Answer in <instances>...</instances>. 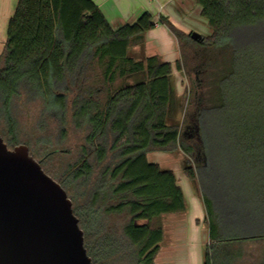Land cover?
<instances>
[{
  "label": "trees",
  "instance_id": "obj_1",
  "mask_svg": "<svg viewBox=\"0 0 264 264\" xmlns=\"http://www.w3.org/2000/svg\"><path fill=\"white\" fill-rule=\"evenodd\" d=\"M196 2L209 35L195 40L192 32L161 20L185 56L190 52L189 58L201 59L188 72H206L209 79L220 60L224 72L214 83L220 95L215 104L230 105L222 125L243 129L237 143L251 149L261 135L256 129L264 128V0ZM155 27L149 11L114 27L93 0H19L0 55V122L6 126L0 134L10 148L21 144L16 113L32 106L40 113L41 129L57 119L62 139L69 125L83 132L76 160L58 175L45 162L57 149L47 148L40 159L30 152L72 199L94 264H155L166 232L161 218L187 212L176 173L149 161L148 153H182L185 174L195 183L211 160L207 111L213 81L208 80L205 97L193 89L196 108L184 125L169 124L177 111L172 62L159 55L136 59L130 53ZM184 55L176 61L178 70L184 68ZM225 80L235 109L221 90ZM47 137L41 141L52 144ZM245 164L250 173L264 177V159ZM256 184L258 196L243 212L239 229L219 219L204 192L209 242L203 264H235L247 243H264V182ZM253 264H264V247Z\"/></svg>",
  "mask_w": 264,
  "mask_h": 264
},
{
  "label": "rangeland",
  "instance_id": "obj_2",
  "mask_svg": "<svg viewBox=\"0 0 264 264\" xmlns=\"http://www.w3.org/2000/svg\"><path fill=\"white\" fill-rule=\"evenodd\" d=\"M197 27H199L200 32L204 35H209L211 33L208 22L205 25H197ZM130 53L133 56V52L130 51ZM183 55L184 53L180 46L178 59H182ZM189 57L190 52L184 57L183 63L185 64L183 65L184 68L181 70H178L175 61L172 63L174 66V85L177 91V111H175L173 117L169 118L168 123L184 125L186 115L193 113L196 108L195 103L192 102L193 89H195L198 94L205 97L208 89L207 82L209 79L210 81L212 80L213 83L211 82L209 87L210 109L207 111L209 121V151L211 154L210 163L203 171L201 181L195 183L184 174V155L182 153L179 154L166 151L150 152L148 153V159L151 162L161 164L164 168L175 170L174 172L180 178L178 181L180 186L183 191L185 190L188 192L187 195L184 191L189 208L191 205H194V198L192 197H195V199L202 204L203 213L206 215L207 210L203 199L205 192L207 197L211 200V210L214 212L216 211L215 214L220 217L219 219L223 221L227 227L239 229V227L243 225V212L245 213V211L252 209L251 207L254 206V200L258 196L256 190L254 191L257 185L256 183L258 181L264 182V177L253 175L252 172L250 173L248 164H245L246 161L249 162L251 159H264V128L256 129V132L261 133V135L259 137L256 136L255 142L249 145L252 146L251 149L242 147V144L239 145L237 143L238 138L245 134L243 133V129H229L222 125V123L226 121L225 118L230 114L228 110V106L230 105L219 108L217 107L218 105L215 104L216 101L220 100V95L216 92L214 83H216L217 79L220 80L223 74L220 73L218 77L217 74L219 72H224V67L221 66L220 60L216 61V66H213L208 72V79L206 72L198 73L196 70L187 71V68H191L196 61L201 60L200 58L191 59ZM219 57L218 55V58ZM135 58L139 59L137 56H135ZM135 80H137V77L131 78L130 82H134ZM227 82L229 81H221V90L226 99L233 101L235 109V107H237L234 102L236 99L234 95H231L234 93L230 90ZM35 108L36 107L32 106L28 109H23L22 113H16L21 133V144L28 145L31 151L35 152L36 158L39 159L44 155L47 148L57 149L58 152L45 162L47 168L53 174L58 175L62 168L68 163H72L76 160L78 155L77 147L82 142L83 132L69 125L68 137L62 139L60 135L61 129L57 119H50L46 129L43 130L38 120L40 113H36ZM5 127V124L0 122V128L3 131ZM47 136L51 138L52 144L50 145H46L41 141L44 137L48 138ZM253 145L256 146V148H253ZM247 149L248 151L246 152ZM260 178H262V180H260ZM197 189H199L200 193ZM204 218L205 217L199 222V228L195 229L192 228L193 225H196V223H194V215L191 217L184 216L181 221L178 219L180 224L185 223V226H182L179 231L181 233L184 232L185 235H180L179 240H177V259L180 258L184 260L190 256L188 260L185 259L186 262L189 261L191 264H203L204 251L209 242V227ZM169 221H171L170 215L161 218L163 225L169 224ZM263 247V242L253 241L247 243L244 257L239 259L235 264H253L261 254ZM183 249H189V255L186 254V256H181L182 253L180 252ZM186 262L183 261V264Z\"/></svg>",
  "mask_w": 264,
  "mask_h": 264
},
{
  "label": "water",
  "instance_id": "obj_3",
  "mask_svg": "<svg viewBox=\"0 0 264 264\" xmlns=\"http://www.w3.org/2000/svg\"><path fill=\"white\" fill-rule=\"evenodd\" d=\"M0 264H94L66 189L28 145L10 148L1 134Z\"/></svg>",
  "mask_w": 264,
  "mask_h": 264
},
{
  "label": "crops",
  "instance_id": "obj_4",
  "mask_svg": "<svg viewBox=\"0 0 264 264\" xmlns=\"http://www.w3.org/2000/svg\"><path fill=\"white\" fill-rule=\"evenodd\" d=\"M18 1L19 0H0V55L4 49L7 39L9 21L15 13ZM93 1L99 5L107 20L114 27L124 23L135 22L146 11H149L154 16L156 27L155 29L149 30L146 33V41L144 45L135 46L131 49V52H133V57L137 56L139 59H143L151 55H159L164 60L170 61L172 63L178 60V54L180 53V42L161 19L169 20L172 24L185 33H191L193 31L201 33L197 25H205L207 23V20H205V18H203L201 15L202 8L196 2V0ZM177 178L179 181L180 178L178 176ZM197 191L199 192V189H197ZM186 193L188 195L187 191H185V194ZM192 198H194V205H191L190 208L188 205V209L185 214L170 215L171 221H169V224L167 223V225H164L166 231L165 237L161 244V249L157 254L156 264H183V261L186 262V260L190 258L189 256L188 258H185L186 260H183L180 258L177 259L176 256L177 240H179L180 235H185L184 232H179L182 226H185V223L180 224L178 219L181 221L184 216L191 217L194 215V223H196V225H193V229L199 228V222L202 221L203 217L206 219V215L202 210V204L199 203L195 197ZM188 252L189 249H183L180 253H182L181 256H186V254L189 255L190 252ZM186 263L188 264L189 261Z\"/></svg>",
  "mask_w": 264,
  "mask_h": 264
}]
</instances>
